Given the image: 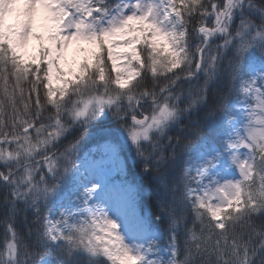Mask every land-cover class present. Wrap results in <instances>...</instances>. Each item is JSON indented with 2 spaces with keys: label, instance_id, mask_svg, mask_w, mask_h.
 Masks as SVG:
<instances>
[{
  "label": "snow or ice",
  "instance_id": "obj_1",
  "mask_svg": "<svg viewBox=\"0 0 264 264\" xmlns=\"http://www.w3.org/2000/svg\"><path fill=\"white\" fill-rule=\"evenodd\" d=\"M0 264H264V0H0Z\"/></svg>",
  "mask_w": 264,
  "mask_h": 264
},
{
  "label": "trees",
  "instance_id": "obj_2",
  "mask_svg": "<svg viewBox=\"0 0 264 264\" xmlns=\"http://www.w3.org/2000/svg\"><path fill=\"white\" fill-rule=\"evenodd\" d=\"M2 234H3V228L2 226H0V237H2Z\"/></svg>",
  "mask_w": 264,
  "mask_h": 264
}]
</instances>
